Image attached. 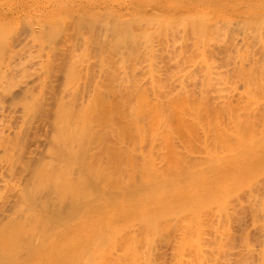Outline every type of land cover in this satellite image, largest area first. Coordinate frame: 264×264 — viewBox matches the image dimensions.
I'll return each instance as SVG.
<instances>
[{
	"label": "bare ground",
	"instance_id": "bare-ground-1",
	"mask_svg": "<svg viewBox=\"0 0 264 264\" xmlns=\"http://www.w3.org/2000/svg\"><path fill=\"white\" fill-rule=\"evenodd\" d=\"M11 1L0 5V264H230L233 247L240 249L235 243L246 246L243 255H254L247 235L245 243L241 238L231 245L244 234L240 225H247L241 210L252 197L246 201L245 190H259L251 178L264 180V167L247 178L250 185L247 179L238 184L242 189L221 186L230 167L257 160L256 155L240 158L264 136V110L254 100L264 74V31L261 26L259 39L254 29L257 53L249 56L248 49V57L240 55L238 61L229 42L223 49L224 40L217 65V58L204 62L207 49L200 48L206 34L222 30L224 17L213 7L248 18L252 0H171L176 20L178 14L189 18L193 8L205 10L194 13L200 17L198 33L189 24L193 18L197 23L194 16L188 23L165 17L162 25L158 17L166 0ZM244 31L249 47L254 38L248 41ZM188 33L194 44L186 41ZM175 39L192 43L191 56L178 59ZM186 44L180 47L183 54ZM168 55L178 61L171 63ZM163 56L173 67L185 60L171 72ZM139 62L144 71L138 72L146 78L136 73ZM197 66L203 68L198 75ZM190 73L199 77L196 88L184 82ZM219 80H237L243 90L229 94L217 86ZM244 94L254 98L247 97L252 105ZM243 170L238 172L245 177ZM260 193L251 196L264 197ZM259 201L254 207L264 203ZM238 208L245 214L241 220ZM232 224H237L235 234ZM256 224L264 230V224Z\"/></svg>",
	"mask_w": 264,
	"mask_h": 264
},
{
	"label": "rangeland",
	"instance_id": "rangeland-1",
	"mask_svg": "<svg viewBox=\"0 0 264 264\" xmlns=\"http://www.w3.org/2000/svg\"><path fill=\"white\" fill-rule=\"evenodd\" d=\"M174 1H175V0H174ZM174 1H171V0L163 1V5H162V11H163V12H161V15H160L159 13H155L156 15H160L158 18H161V20H162L161 22L163 23L162 25H164V23H165V22H163L164 19H165V17H168V20H166L167 18L165 19V20L168 22V21L170 20V18H169L170 16H171V19H172V16H173V17L177 16V14H176V15H171V14H170V12H171V8H170V7H171V6H172L177 0H176L175 2H174ZM153 2H154V0H150V3H151V4H152ZM256 2H257V3H256ZM258 2H260V3H258ZM1 3H2V4H1ZM7 4H9V6H10L11 4L13 5V1H11V0H0V5H1V6L5 7V5H7ZM204 7H205V6H204ZM195 9H197V10H195ZM195 9L193 8V9L191 10V13H190V14H192V13H193V14L190 15L189 18H184V17H182V20H183V18H184L183 21H185V19H186V22L188 23V20H190V18L192 19V16L195 15L194 13L197 12L196 14H198L199 12L202 13V12L205 11V10H201V9H199V7H198V8H195ZM249 9H251L252 12L250 13V16H249L248 18H247V17H244V18H245V19H244V18H239V17H237L236 15H234L235 13H232V14L230 15V14L226 13L225 11L219 10L217 7H213V8H212V12H214V13H216V14L221 13V14L223 15V17H224V18H223V21H224V19H226V20L229 21V24H227V23H228L227 21H226L227 23H224L223 21H221L219 24H221V25H220V28H221L222 30L220 29V30H221V31H219L220 33L217 32V33H219V35H218V34H217V36L213 35V34L215 33V32L213 31L214 33H213V32H210L209 34H206V35L204 36V40H205V37H206L205 43H203L202 46L200 47L201 49H202V48L205 49V50L207 49V50H206L207 53H206V52H205L206 54L203 53V54H204V55H203V57H204L203 59H205L204 62H205L206 60H207V61H208V60H211L210 58H212V60H211L212 62H213V59H215V58H217V59H218L219 57L221 58L222 55L219 56L220 53H221L220 50L226 49V47H228V46H227L228 44H226V42H227V43L229 42V44H230V46H229L228 48H230V47L233 48L232 57H234V55H235V59L238 58V59H236V61H238L239 58L241 59V56H240V55H244L243 57H246V58H247L248 56H246L245 53H247L246 51H247L248 49H251V50H248V54H247V55H249V56H251L250 54H252V55L255 54V52L257 53V51H258L257 46H259L257 43L259 42V39H260V36H259V33H258V32H259L261 26H262L261 31H264V30H262V29H264V14H262V13H264V0H252V5H250V8H249ZM254 9H255V10H254ZM218 11H219V12H218ZM200 13H199V15H201ZM260 13H261V14H260ZM151 15H153V12H151ZM151 15H150V16H151ZM202 15H203V14H202ZM261 16H262V17H261ZM148 17H149V15H148ZM156 17H157V16H156ZM179 17H180V16H179V14H178L177 20L180 19ZM194 17H195V16H194ZM252 17H253V18H254V17H255V18L259 17V18H257L258 21L255 20V19H253ZM195 18L198 19V18H200V17L197 16V17H195ZM228 18H229V19H228ZM187 19H188V20H187ZM196 19H195V20H196ZM230 19H231L232 21H231ZM236 19H237V20H236ZM241 19H242V20H241ZM175 20H176V17H175ZM177 20H176V21H177ZM180 20H181V19H180ZM182 20H181V21H182ZM192 20H193V22H194V18H193ZM238 20H239V21L241 20V21H240L241 23H240ZM251 20H252L253 22H252ZM261 20H262V21H261ZM173 21H174V20H173ZM197 21L199 22V19L196 20L195 22H197ZM230 21H231V22H230ZM245 21H246V23H245ZM250 21H251V22H250ZM254 21H255V22H254ZM259 21H260V22H259ZM190 22H191V20H190ZM190 22H189V24H191V25L193 26V28H196L195 31H196V33H198V32H199L198 30H199V28H200L198 25H196V24H198V22H197V23H194L195 25H193V22H192V23H190ZM232 22H233V23H232ZM223 23H224V24H223ZM236 23H237V24H236ZM248 23H249V25H247ZM256 23H257V24H256ZM258 23H260L259 26H258ZM222 24H223V25H222ZM238 24H240L242 27H241L240 25H239V27H238ZM244 24H245L246 26H245ZM252 24H253V25H252ZM254 24H255V25H254ZM162 25H161V27H162ZM227 25H228V26H227ZM231 25H232V27H231ZM197 26H198V28H197ZM223 26H224V28H223ZM229 26H230V29L232 28L233 30H232V29L230 30V29H229ZM233 26H234V27H233ZM235 26H237L238 28L235 27ZM249 26H250V27H249ZM251 26H252V27H251ZM253 26H254V27H253ZM159 27H160V26H159ZM225 27H226V28H225ZM240 27H241V28H240ZM243 27H244V29H245V28H247V29L249 28V31L245 29L246 31H248L247 34H249L248 38L251 36V35H250L251 30H250V29H252V28H253L252 31H253L254 29H256V31H257L256 37L259 36V39L257 40V39L254 38V36H253V33H254V35H255V32H256V31L254 30V31L252 32V36H253L254 39L252 40V38H251V40H252L253 42H252L251 45L248 44L249 47H245L246 45H244L245 43H248V42H247V40H245V41L243 40L244 38L242 37V35L245 37V35L242 34L243 31H244ZM256 27H258L259 29L256 28ZM236 28H237V29H236ZM197 29H198V30H197ZM224 29H225V30H224ZM234 29H235V30H234ZM241 29H242L243 31H241ZM217 30H218V29H217ZM217 30H216V31H217ZM229 30H230V31H229ZM193 31H194V30H193ZM193 31H192V32H193ZM195 31H194V33H195ZM197 31H198V32H197ZM227 31H228V32H227ZM246 31H244V32H246ZM221 32H222V34H221ZM223 32L225 33V36H224V33H223ZM233 32H234V33H233ZM238 32H239V33H238ZM177 33H178V35H177V36H174V38H175V37H176V38H179V32H177ZM177 33H175V34H177ZM196 33H195V34H196ZM211 33H213L212 36H215V37L212 38V36L210 35ZM235 33H236V34H235ZM180 34H181V33H180ZM188 34H189V33H188ZM261 34H264V33L261 32ZM261 34H260V35H261ZM227 35H228V36H227ZM235 35H236V37H235ZM237 35H238V36H237ZM240 35H241V36H240ZM189 36H190V38H189L190 40L187 38L188 40H186V41H190V42H192V41H193V39H192V35L189 34ZM189 36H188V37H189ZM207 36H208V37H207ZM209 36H210V37H209ZM246 36H247V35H246ZM252 36H251V37H252ZM168 37H169V36H168ZM193 37H194V36H193ZM229 37L232 39V41H231L232 43L230 42L231 39H230ZM234 37H235V38H234ZM237 37H238V38H237ZM239 37H241V39H240ZM262 37H264V36H262ZM262 37H261V38H262ZM170 38H171V37H169V44L171 43V42H170ZM207 38H208L209 40H211V42H209ZM217 38H218V39H217ZM220 38H221V39H220ZM248 38L246 37L245 39H248ZM191 39H192V40H191ZM228 39H229V40H228ZM234 39H235V41H237V43H239V44L235 43V44L237 45V47H236V46H234V47L231 46V45L235 42ZM237 39H238V40H237ZM175 40L177 41V39H175ZM219 40H221V41L219 42ZM223 40H224L225 42H224ZM227 40H228V41H227ZM251 40H250V38L248 39V41H251ZM254 40H255L256 42H255ZM262 40H264V39H262ZM207 41H208V42H207ZM217 41H218V42H217ZM242 41H243L244 43H243ZM177 42H178V41H177ZM190 42H184V44H185V43L189 44ZM203 42H204V41H203ZM216 42H217V43H216ZM222 42H224V44H225L226 46H225ZM240 42H241V45H240ZM260 42H261L262 45H264V43H262V42H264V41H260ZM178 43H180V42H178ZM192 43L194 44V42H192ZM192 43H190L188 47H187V44H186V49L188 50L187 53L182 49V50L184 51V54L181 52V49H180V47H181V48L183 47V45H184L183 43H180V44H179V45H180V46H179V49H180V50L178 49V47H176V48L174 47V45L176 46V44H177L176 42H175V44H174L173 46H170V45H171V44H170L169 47H172V48H174V49H178V50H173V51L175 52V54L178 56V59H179L180 57H183V58H184L187 54H190V53H191L190 50H193V49H192V48H193V47H192V46H193ZM215 43H216V45H215ZM218 43H219V44H218ZM221 43L224 45V48H223V46H222ZM181 44H182V45H181ZM205 44H206L207 47L204 46ZM209 44H210V45H209ZM255 44H256V45H255ZM259 44H260V43H259ZM219 45H220V47H219ZM248 45H247V46H248ZM254 45H255V46H254ZM177 46H178V44H177ZM184 46H185V45H184ZM203 46H204L205 48H204ZM209 46H211V47H209ZM221 47H222L223 49H222ZM238 47H239V48H238ZM251 47H252V48H251ZM253 47H254V49H253ZM183 48H184V47H183ZM210 48H211V49H210ZM212 48H214V49H212ZM215 48H216V50H215ZM219 48H220V49H219ZM234 48H235V49H234ZM236 48H237V49H236ZM243 48H245L246 50H244ZM184 49H185V48H184ZM189 49H190V50H189ZM208 49H209V50H208ZM242 49H243V50H242ZM168 50H169V49H168ZM168 50H167V51H168ZM187 50H186V51H187ZM210 50H211V51H210ZM214 50H215V51H214ZM237 50H238V52H237ZM253 50H254V51H253ZM256 50H257V51H256ZM259 50H260V49H259ZM170 51H171V52L168 51L170 54L173 53V51H172L171 49H170ZM176 51H177V52L180 51L181 53L177 54ZM217 51H218V52L220 51V53H218ZM249 51H250L251 53H250ZM209 52H210V53H209ZM212 52L215 53V54H216L215 56H218V57L211 56L210 54H211ZM244 52H245V53H244ZM185 53H186V54H185ZM217 53H218V54H217ZM234 53H235V54H234ZM242 53H244V54H242ZM167 54H168V53H167ZM167 54H166V55H167ZM173 54H174V53H173ZM180 54H181V56H180ZM207 54H208V56H209V55H210V56L208 57ZM176 55H175V56H176ZM205 55H206V56H205ZM223 55H225V53H224ZM168 56H169V55H168ZM172 56H173V55H172ZM179 56H180V57H179ZM187 56H191V55H187ZM187 56H186V57H187ZM192 56L195 57V56H196L195 53H194V54L192 53ZM164 57H165V61H163V59H162V63H163V64H167L166 62H168V61H166V59H167L168 57H167V56H163V58H164ZM186 57H185V58H186ZM207 57H208V58H207ZM243 57H242V58H243ZM171 58H172V57L169 56V59H171ZM183 58H181V59H183ZM206 58H207V59H206ZM249 58H251V57H249ZM261 58H264V54H262ZM169 59H168V60H169ZM175 59L177 60V57H174V59L172 58V59H171V63H172V60H175ZM181 59H180V60H181ZM186 59H187V58H186ZM193 59H194V58H193ZM193 59H192V60H193ZM195 59H196V58H195ZM198 59H199L198 61L200 62V58H199V57H198ZM217 59H215V60H217ZM180 60H179V61H180ZM183 60H185V59H183ZM183 60L180 61V62H183ZM201 60H202V59H201ZM177 61H178V60H177ZM177 61H174V62L177 63V64H176V67L179 66L178 64H180V66H181V63H180V62H177ZM196 61H197V60H196ZM198 61H197V62H198ZM141 62H142V61H141ZM202 62H203V60L200 62V64H202ZM209 62H210V61H209ZM220 62H221V61H220L219 59H218L217 61H215L216 65H217V63L219 64ZM160 63H161V62H160ZM160 63H159V64H160ZM169 63H170V62H168V64H169ZM171 63H170L169 66H171L172 68H170V70H169V66H168V70H169V71H171V69H173V68H176L175 66L173 67V65H171ZM245 63H246V62H245ZM262 63H264V59H261L260 64H262ZM138 64H140V62L137 63L138 69H137L136 73L142 76V74H144V72H140V71H139V72H140V73H139L138 70L141 69L143 62H142V64H140V65H138ZM163 64L160 65V68H161L160 70H161V72H162V69H164V67H165V66H162ZM168 64H167V65H168ZM189 64H191V63L189 62ZM167 65H166V67H167ZM174 65H175V63H174ZM262 65H264V64H262ZM161 66H162L163 68H162ZM182 66H183V65H182ZM139 67H140V69H139ZM184 67H185V64H184ZM186 67H190L189 69H192V68H191L192 66H189V65H187V64H186ZM186 67H185V68H186ZM203 67H204V66H203ZM178 68H179V67H178ZM189 69H188V70H189ZM197 69H198V70H197ZM199 69H200V70H199ZM201 69H203V68H200L199 66H197V68L195 69L196 71L193 69V72H197V71L200 72V71H202ZM219 69L222 71L224 68H223V67H222V68L219 67L218 70H219ZM142 70H143V69H141V71H142ZM164 70H165V72H166V68H165ZM164 70H163V71H164ZM168 70H167V71H168ZM178 70L181 71L180 68H179ZM178 70H177V69L175 70V71H176V74H177V71H178ZM185 70H186V69H185ZM185 70H184V68L182 69L183 72H185ZM220 70H219V71H220ZM143 71H144V70H143ZM179 71H178V72H179ZM186 71H187V70H186ZM224 71H225V70H223L222 72L224 73ZM159 72H160V71H159ZM161 72L159 73V75H160V76L163 75L162 77H164V74L161 73ZM165 72H164V73H165ZM171 72H172V71H171ZM199 72H197V75H198ZM141 73H142V74H141ZM168 73L170 74V72H168ZM173 73H175V72L173 71ZM223 73H222V75H223ZM137 74H136V75H137ZM180 74H182V72H180ZM218 74L220 75L221 72H218ZM139 75H138V76H139ZM171 75H172V74H171ZM187 75H188V74H187ZM189 75H190V76H189ZM189 75L187 76V77H189V78L186 77V79H188V81H186L185 79H184L185 81L183 80V81L186 82V83L189 82V83H188V86H187V84H185V85H186L187 87H189V84H190V87H194V88H196V87L199 85V83L197 84V82H198V78H199V77L196 78V77H197L196 73H194V76H193V73H190ZM222 75H221V76H222ZM262 75H264V74H262ZM262 75H261V77L264 78V76H262ZM141 76H140L141 79L138 78L139 80H143V78H146V77H147V75H145V74H144L145 77L142 78ZM165 76H167L166 79H167L168 77H169L168 79H170V75H168L167 73H166ZM185 76H186V75H185ZM199 76H200V74H199ZM258 76H259V75H258ZM136 77H137V76H136ZM190 77H191V79H190ZM192 77H193V78H192ZM159 78L161 79V77H159ZM184 78H185V77H184ZM195 78H196L197 80H194ZM224 78H225V77H224ZM262 78L259 79L260 82L258 81V82H259V83H258L259 86L262 85L261 89L257 90L258 93H255V92H254L255 94H258V96H255V95H254V96H255V99H254V98H251V94L249 95V97L247 96L248 94H244V97H245L246 99L249 98L250 100H251V99L259 100V102L261 103L262 106H261V105H259V106H261V107H259L258 105H255V106H256V107L258 106L259 108H261L262 110H264V108H262V107H264V99H262V98H264V95H262V94H264V92H261V94L259 93L260 90H264V89H262V88H264V79H262ZM168 79H167V80H168ZM162 80H164V78H162ZM192 80H194V81L192 82ZM261 80H262V82H261ZM164 81H165V83L167 84L166 80H164ZM195 81H196V82H195ZM228 81H230V80H228ZM228 81H227V82H226V81L223 82V81H220V80H219V81L217 82V84H218L217 86H219V87L222 86L221 88H223V87L226 88V87H227L229 94H230L231 92L234 93V94H235V93H238V92H239V89H241V87H242L241 83H240V84H239V83L237 84V83H236L237 80H232V81H231L232 83L230 82L232 86H230V85H229L230 83H229ZM233 81H235V82H233ZM225 82H226V83H225ZM221 83H222V84H221ZM224 83H225V84H224ZM227 83H229V84H227ZM192 84H194V85L192 86ZM234 84H235V85H234ZM228 85H229V86H228ZM239 85H241V86L239 87ZM228 87H229V88H228ZM230 87H231V88H230ZM233 87H234V88H233ZM173 88H175V86H173ZM258 88H259V87H258ZM190 89H193V88H190ZM231 90H232V91H231ZM235 90H237V92H236ZM242 90H243V89H241V91H242ZM228 92H227V94H228ZM232 93H231V94H232ZM151 95H152V94H151ZM151 95H150V96H151ZM245 95H246V96H245ZM234 96H236V94H235ZM260 96H262V98H260ZM151 97H152V96H151ZM151 97H150V98H151ZM247 97H248V98H247ZM252 97H253V95H252ZM258 97H259V98H258ZM256 98H257V99H256ZM249 99H248V102L250 101ZM255 102H256V101H255ZM249 103H250V102H249ZM251 103H252V102H251ZM251 103H250V105H252ZM260 103H259V104H260ZM254 104H255V103H254ZM257 104H258V103H257ZM253 107H254V105H253ZM262 134H264V132H262ZM262 134H261V135H262ZM261 135H260V136H261ZM257 136H258V135H257ZM261 137L264 138V136H261ZM261 137H259V139H260L259 141H262ZM256 138H257V139L254 140L255 143H256V141H258V137H256ZM259 141L257 142L259 145H258L257 143L255 144V145H256L255 147H254L253 145H251V146L254 147V149H253V148H252V149L249 148V149H250V150H249V149L247 148L249 151H248V150H245V151H247V153H245V151H244V155H243V157L240 158V159H242V158L245 157L246 159H249V158H252L253 156L256 155V159H257V160H254V159H253V160H251V161H253V163H250L251 161H249V162L246 163L245 165L242 164L244 167L241 166V165H239V166L235 165V166H233V167H230L231 169L225 174L224 182H225L226 184H225L224 186H221L222 189H223L224 187L230 186V188L232 187L233 190H234V187H233L234 184H237V187L235 186V188H238V186H239L238 184H240V186H241V184H242V185H243V184L246 185L245 180H246L247 178H249L250 175H251V176H250V178H251L253 173H255V172H257V171L260 172L259 169H261L262 167H264V163L261 164V162H264V152H261V150L259 151L260 146H261V145H264V141H262L261 143H260ZM249 163H250V164H249ZM258 164H259V165L261 164V165L259 166ZM251 165H252V166H251ZM257 165H258L259 167H258ZM256 166H257L258 168H257ZM245 167H246V168H245ZM248 167H250V169H252V167H253V169H252L253 172H252L251 170H249ZM256 168H257V169H256ZM241 169H242V170L245 169V170H243V172H244V171H245V172H244V173L242 172L243 174H245V173L247 174V173H248L249 175H248V174H247V175L245 174L246 176L244 177V175H242V174H240V173L238 172V171H240ZM246 170H247V171H251V172H250V173H249V172H246ZM261 171L264 172V168H262ZM259 172H257V173H259ZM262 172H261V173H262ZM257 173H256V175H260V174H257ZM239 175H241V176H243V177H240ZM254 175H255V174H253V176H254ZM262 175H264V174H261L260 176H262ZM257 177H258V179H257ZM254 179H256L255 181L261 179L260 181H257V182L260 183V184L262 183L261 181H264V180H262V177L259 178V176H255ZM232 180H233L235 183H234V182H231ZM247 180H248V181H247ZM247 180H246L247 184L250 185V183H248V182H249V179H247ZM251 180L254 182V183H251V184H255V186H257V188H259V190H258V189H257V190L254 189V191H256V192L259 191L258 193H260V191H262V190L260 189V184L257 185V184H256L257 182L255 183V181H254L252 178H251ZM251 180H250V182H252ZM230 182H231V183H230ZM237 182H238V183H237ZM261 185L264 186V184H261ZM240 186H239V188L242 189V187H240ZM255 186H251V188H253V187H255ZM244 187L247 188L246 186H244ZM232 188H231V189H232ZM245 188H243V189L245 190ZM255 188H256V187H255ZM231 189H230V190H231ZM217 190H218V188H216L214 191H217ZM233 190H232V191H233ZM239 190H240V189H239ZM239 190L237 189L238 192H239ZM244 190H243V193H244ZM246 190H247V189H246ZM246 190H245L246 201H248V199H250V197H252L251 201H255V199H256L255 197L257 196L258 193H256V192L254 193V192H253L254 194H252V193L250 194V190H251V192L253 191V189H250V186H249V189H248L249 193H248V191H247V193H246ZM237 191H236V189H235V195H236V192H237ZM230 192H231V191H230ZM238 192H237V193H238ZM240 192H241V190H240ZM240 192H239V193H240ZM262 192H264V191H262ZM262 192H261V193H262ZM215 193H216V192H214V194H215ZM233 193H234V191H233ZM233 193H232V194H233ZM261 193H260V195H262ZM214 194L212 193V195H210V194H207V195H208V196L210 195V196L212 197ZM240 194L242 195V192H241ZM240 194H239V195H240ZM248 194H249V195H248ZM207 195L205 194V195L203 196V197H205V200H207V199H206V197H208ZM235 195H234V196H235ZM239 195H238V196H239ZM241 195H240V196H241ZM243 195H244V194H243ZM251 195H254L255 197H254V196H251ZM210 196H209V198H210ZM231 196H232V195H231ZM234 196H232V197H234ZM238 196H237V197H238ZM245 196H243L244 201H245ZM249 196H250V197H249ZM258 196H259V194H258ZM258 196H257V197H258ZM216 197H217V198H216ZM216 197L213 196V198H216V199H219L218 197H220V196H217V195H216ZM253 197H254L255 199H254ZM239 198H240V197H239ZM241 198H242V196H241ZM259 198H260V197H259ZM259 198H257V199L260 200V201H261V200L264 201V197L261 196V198H260V199H259ZM257 199H256V200H257ZM212 200H213V199H212ZM219 200H220V199H219ZM239 200H241V203L244 202V201L242 202V199H239ZM258 200H257V202H258ZM251 201L249 202V203H250V206H247V203L245 202V203H246V206H245L246 208H244V206H243V205H245V203H244V204L242 205V208H243V209H242V208H241L242 210L240 209L241 212H243V210L245 209L244 211H245V214H246V215L243 214L244 212H243V213L239 212L240 210H239V208H238L237 216H239V218H240V216H241V218H240V219L238 218V219L241 220V219H242V215H245V216L243 217V220H244V222H245L247 225L244 226V225H242L241 223H239V222H242L243 220H242V221L236 220V223L241 224V225H240L241 228L244 227V229L241 230V228H239L240 226H238V228L240 229V231H241V232H244V234H245V232H246V234L244 235L243 233H240V232H239V234H237V235H240V234H241L240 236H236V235H235L236 237H239V238H236V237H235L231 246H233V244L235 243V242H234L235 239H238V240H239V239L242 238V242H243V240H244V239H243V238H244L243 236H246V235H247V236L250 238V240H249V238H248V242H250V243H248V244H249L248 246L251 247V248H253L252 251H253V250H254V251H253L252 253H254V255L251 254V257H249V255L246 256L245 253H246V252L248 253V251L245 250V249H246V246L244 245L245 247H243V246L241 245V244H243V243H245V242L242 243V242L236 240L237 242H240L239 244H240L241 246L237 245L238 243H235V246L238 247V248L240 247L241 252L239 251L240 249H237V248L233 247V249H235V250L232 251V252H235L236 249H237L238 252H239V253H237V251L235 252V253H237L239 256L235 255V253L232 254V252H231V254H229L230 261H231V257H232L233 264H236V263L238 264L239 260L241 261V262H239V264H244V263H245V264H264V230H262V228H260L259 225L255 227V224H256L255 218H256V216H254L255 214H254V215L252 214V213H256L257 218H258V219H256V220H257V224H264V220H262V219H264V212H262V211H264V209H262V207H264V206H262V204H264V203H262V201H261V202L259 201L260 203H262L261 206H258L259 208L262 209V211H261V209H259L258 207H257V208L254 207V205H255V204L258 205V203H257V202H254V203H253V206H252V205H251ZM208 203H210V202H208ZM211 203H212V202H211ZM215 203H216V202H215ZM215 203H214V204H215ZM249 203H248V205H249ZM260 203H259V205H260ZM212 204H213V203H212ZM210 205H211V204H210ZM215 205H216V208H218L217 206H218L219 204L217 205V203H216ZM215 205H214V206H215ZM235 205H236V204H235ZM257 205H256V206H257ZM207 206H208V204H207ZM211 206H213V205H211ZM214 206H213V207H214ZM251 206H252V207H251ZM213 207H212V208H213ZM236 207H237V205H236ZM238 207H240V206L238 205ZM250 207H251V208L254 207L255 209H252L253 211H252V212H249V209H251ZM248 208H249V209H248ZM213 209H215V208H213ZM236 209H237V208H236ZM247 210H248V212H247ZM254 210H255L256 212H254ZM259 211H260V213H259ZM235 212H236V211H235ZM246 212H247L248 214H247ZM261 212H262V214H261ZM239 213H241V214L238 215ZM249 213H251V214H249ZM257 213L260 214L259 217H258V214H257ZM235 215H236V214H235ZM250 215H251V216H250ZM261 215H262V217H261ZM252 216H253V222H255V223H251V222H252V219H251L250 217H252ZM245 217H246V218H245ZM260 217H261V219H260ZM260 220H262V222L258 223ZM237 221H238V222H237ZM249 221H250V222H249ZM244 222H243V223H244ZM234 223H235V222H234ZM245 223H244V224H245ZM248 224H249V225H248ZM253 224H254V228L252 227ZM257 224H256V225H257ZM233 225H235V224H232V225H231V228H232V229H230V230H231V233H232L234 230L237 229V228H236V225H237V224H236L235 226H233ZM261 226H262V225H261ZM234 227H235V228H234ZM257 227H258V229H257ZM233 228H234V230H233ZM248 228H249V229H248ZM251 228H252V230H251ZM259 228H260V229H259ZM255 229H256V230H255ZM236 231L238 232V230H236ZM236 231H234L233 233L235 234ZM261 235H262V236H261ZM233 236H234V235H233ZM256 238H257V239H256ZM253 239H254V240H253ZM255 240H256V241H255ZM261 240H262V241H261ZM257 241H258V242H257ZM251 243H252V244H251ZM254 245H255V246H254ZM258 245H259V246H258ZM241 247H243V248H245V249H242ZM249 247H248V248H249ZM251 248H250V249H251ZM242 250H243V252L245 251L244 255L242 254ZM257 251H258V252H257ZM240 254L243 255V259H242V256H240ZM232 255H233V256L235 255V256L233 257ZM245 256H246V257H245ZM257 256H258V257H257ZM236 257H237V258L239 257V258H238V261H237V258H236ZM240 257H241V258H240ZM244 257H245V258H244ZM233 258H234V259H233ZM235 258H236V259H235ZM241 259H242V260H241ZM232 261L230 262V264H232ZM236 261H237V262H236ZM234 262H235V263H234Z\"/></svg>",
	"mask_w": 264,
	"mask_h": 264
}]
</instances>
